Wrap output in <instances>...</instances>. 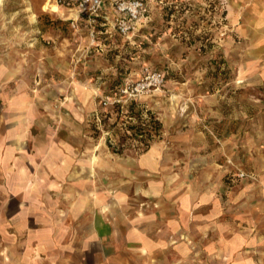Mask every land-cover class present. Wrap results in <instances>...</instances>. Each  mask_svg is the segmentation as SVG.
<instances>
[{"label":"rangeland","instance_id":"rangeland-1","mask_svg":"<svg viewBox=\"0 0 264 264\" xmlns=\"http://www.w3.org/2000/svg\"><path fill=\"white\" fill-rule=\"evenodd\" d=\"M49 1L0 0V108L27 85L44 120L36 133L74 138L68 182L84 180L87 200L97 194L104 204L116 202L120 223L147 213L149 186L161 189L166 206L210 193L231 237L242 231L251 235L246 246L261 242L263 250H247V257L264 264V47L245 27L242 9L230 0H145L148 18L129 37L106 25L92 38ZM147 72L163 80L150 85ZM138 82L144 86L123 95ZM131 101L162 122L146 152L113 134L114 118L100 121L115 103L126 111ZM195 210L183 208L188 227ZM191 255L183 250L182 262H193ZM241 258L228 250L212 257L214 264Z\"/></svg>","mask_w":264,"mask_h":264},{"label":"crops","instance_id":"crops-1","mask_svg":"<svg viewBox=\"0 0 264 264\" xmlns=\"http://www.w3.org/2000/svg\"><path fill=\"white\" fill-rule=\"evenodd\" d=\"M230 2L242 9L245 27L256 45L264 47V0ZM79 23L88 30L85 22ZM1 69L7 72V66ZM16 90L15 101L0 108V264H185L183 250L195 256L189 257V264H214L215 250L242 256L232 264H257L247 250H263L261 242L246 246L251 235L242 231L231 237L224 215H217L218 208L210 204V193L197 192L190 203L181 198L166 206L161 189L149 186L148 214L141 220L129 215L121 222L125 230L120 229L116 202L104 204L97 194L87 200L84 180L68 182L75 166L67 151L74 138L36 133L44 121L40 111L27 85L21 83ZM75 169L80 175V168ZM189 206L196 209L190 227L182 215ZM187 235L189 243L183 241ZM200 254L206 260L199 259Z\"/></svg>","mask_w":264,"mask_h":264},{"label":"built area","instance_id":"built-area-1","mask_svg":"<svg viewBox=\"0 0 264 264\" xmlns=\"http://www.w3.org/2000/svg\"><path fill=\"white\" fill-rule=\"evenodd\" d=\"M53 5L69 13L72 26L85 22L93 38L95 33L102 31L103 28L99 27L106 25L116 34L129 37L148 14L145 0H50L49 8L52 9ZM146 78L150 85L159 84L163 80L160 72H147ZM143 86V83L138 82L135 86L125 87L121 92L130 96L133 90ZM239 176L243 177L244 173L241 172Z\"/></svg>","mask_w":264,"mask_h":264},{"label":"trees","instance_id":"trees-1","mask_svg":"<svg viewBox=\"0 0 264 264\" xmlns=\"http://www.w3.org/2000/svg\"><path fill=\"white\" fill-rule=\"evenodd\" d=\"M167 7V6H166ZM170 7V11L173 9L174 4ZM117 83H112L111 88ZM136 103L131 101L130 105L127 106L126 111L122 108V104L115 103L112 107L108 109L107 112L101 113L102 117L100 121L106 125L109 118H114L111 126L115 128L114 135L123 141L125 138L130 139L141 146L142 150L149 147L151 141L159 136L162 131L161 121L150 111L147 110L146 113L142 112L140 109L135 108ZM94 126H98L97 121L92 122ZM99 130L96 129V134L98 136ZM95 135V134H94ZM108 146L111 144L108 142ZM123 148H112L113 151L121 152Z\"/></svg>","mask_w":264,"mask_h":264},{"label":"bare ground","instance_id":"bare-ground-1","mask_svg":"<svg viewBox=\"0 0 264 264\" xmlns=\"http://www.w3.org/2000/svg\"><path fill=\"white\" fill-rule=\"evenodd\" d=\"M48 6H49V4H48ZM58 9H59V7H57L56 5H53V6H52V10H53V11L56 12V11H58Z\"/></svg>","mask_w":264,"mask_h":264}]
</instances>
